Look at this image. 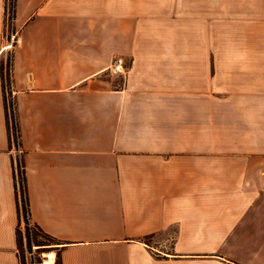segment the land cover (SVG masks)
<instances>
[{
  "label": "crops",
  "instance_id": "crops-1",
  "mask_svg": "<svg viewBox=\"0 0 264 264\" xmlns=\"http://www.w3.org/2000/svg\"><path fill=\"white\" fill-rule=\"evenodd\" d=\"M7 7L20 148L0 77V264H21L18 157L62 264H164L166 239L264 264V0H15L11 28Z\"/></svg>",
  "mask_w": 264,
  "mask_h": 264
},
{
  "label": "trees",
  "instance_id": "trees-1",
  "mask_svg": "<svg viewBox=\"0 0 264 264\" xmlns=\"http://www.w3.org/2000/svg\"><path fill=\"white\" fill-rule=\"evenodd\" d=\"M8 13H9V27L11 28V24L13 22L15 16V0H8ZM0 77L3 81L4 86V97H5V107H6V115H7V124H8V132L11 140L15 142V145L20 148V130L16 117V109L13 100L8 99L11 96V70L10 63L7 64V68L5 66H0ZM9 89L7 91L6 89ZM16 193L17 197H20V224L17 229V250L18 256L21 264H24V259L22 256V252L24 254V242L22 237V232L20 230L22 222H25L26 225V239L28 242L29 249L32 250V247H36V258L34 259L33 264H43V259L41 258V254L48 252L50 246L57 245L55 248L57 251V260L56 264H62L61 259V251L64 247H60L62 243L59 240L55 239L51 235L44 232L37 224L32 222L30 217V208H29V199H28V191H27V183H26V175H25V163L22 157L17 158V176H16ZM45 264V263H44Z\"/></svg>",
  "mask_w": 264,
  "mask_h": 264
},
{
  "label": "rangeland",
  "instance_id": "rangeland-1",
  "mask_svg": "<svg viewBox=\"0 0 264 264\" xmlns=\"http://www.w3.org/2000/svg\"><path fill=\"white\" fill-rule=\"evenodd\" d=\"M11 54L7 56L10 59ZM9 91L8 87L6 89ZM8 99L11 98L8 95ZM24 242V264H33L36 258V247L29 249L26 239V225L22 222L21 228ZM149 244L155 248L154 258L159 263L164 264H236V259L239 258L238 242L230 243L227 247L230 249V254H220L223 251L224 241L222 240H189V239H166V240H151ZM57 245L50 246L48 252L41 254L43 264L47 261V254L53 252L55 254V262L57 260ZM213 253V254H208ZM235 253V254H233ZM213 256V257H212Z\"/></svg>",
  "mask_w": 264,
  "mask_h": 264
},
{
  "label": "built area",
  "instance_id": "built-area-1",
  "mask_svg": "<svg viewBox=\"0 0 264 264\" xmlns=\"http://www.w3.org/2000/svg\"><path fill=\"white\" fill-rule=\"evenodd\" d=\"M110 72L113 74H119L125 76L128 73L126 63L122 57H116L110 68Z\"/></svg>",
  "mask_w": 264,
  "mask_h": 264
},
{
  "label": "bare ground",
  "instance_id": "bare-ground-1",
  "mask_svg": "<svg viewBox=\"0 0 264 264\" xmlns=\"http://www.w3.org/2000/svg\"><path fill=\"white\" fill-rule=\"evenodd\" d=\"M47 261H45V264H54L55 262V254L53 252H50L47 254Z\"/></svg>",
  "mask_w": 264,
  "mask_h": 264
}]
</instances>
